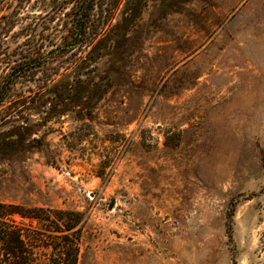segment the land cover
Wrapping results in <instances>:
<instances>
[{
  "label": "rangeland",
  "instance_id": "rangeland-1",
  "mask_svg": "<svg viewBox=\"0 0 264 264\" xmlns=\"http://www.w3.org/2000/svg\"><path fill=\"white\" fill-rule=\"evenodd\" d=\"M21 1L0 0V203L54 234L81 213L77 264H264V0H118L91 42Z\"/></svg>",
  "mask_w": 264,
  "mask_h": 264
},
{
  "label": "trees",
  "instance_id": "trees-1",
  "mask_svg": "<svg viewBox=\"0 0 264 264\" xmlns=\"http://www.w3.org/2000/svg\"><path fill=\"white\" fill-rule=\"evenodd\" d=\"M27 1L31 0L21 2ZM118 3V0L108 3L106 0H53V5L60 9L71 7L73 27L69 36L81 38V42H91L103 33ZM97 10L98 17L94 13ZM8 77H22L20 63L13 66ZM42 213L45 214L38 208L0 203V264H34L35 250L42 247L53 252L52 264H77L82 214L69 211L68 216H55L62 225H58L61 233L54 234L50 225L56 223L55 220ZM17 215L28 223L18 222Z\"/></svg>",
  "mask_w": 264,
  "mask_h": 264
}]
</instances>
